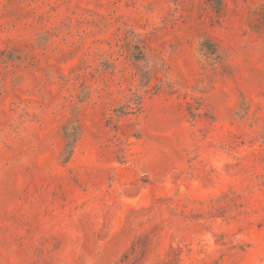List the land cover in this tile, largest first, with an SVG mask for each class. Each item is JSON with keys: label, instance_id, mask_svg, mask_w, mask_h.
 Instances as JSON below:
<instances>
[{"label": "rangeland", "instance_id": "rangeland-1", "mask_svg": "<svg viewBox=\"0 0 264 264\" xmlns=\"http://www.w3.org/2000/svg\"><path fill=\"white\" fill-rule=\"evenodd\" d=\"M0 264H264V0H0Z\"/></svg>", "mask_w": 264, "mask_h": 264}]
</instances>
